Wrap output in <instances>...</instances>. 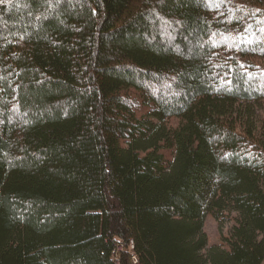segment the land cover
Instances as JSON below:
<instances>
[{
	"label": "trees",
	"instance_id": "1",
	"mask_svg": "<svg viewBox=\"0 0 264 264\" xmlns=\"http://www.w3.org/2000/svg\"><path fill=\"white\" fill-rule=\"evenodd\" d=\"M0 264H264V0H0Z\"/></svg>",
	"mask_w": 264,
	"mask_h": 264
},
{
	"label": "rangeland",
	"instance_id": "2",
	"mask_svg": "<svg viewBox=\"0 0 264 264\" xmlns=\"http://www.w3.org/2000/svg\"><path fill=\"white\" fill-rule=\"evenodd\" d=\"M230 223L220 225L214 218L208 217L205 222V231L207 232L212 244L220 241V236L226 234L229 229ZM122 248V246H120Z\"/></svg>",
	"mask_w": 264,
	"mask_h": 264
},
{
	"label": "built area",
	"instance_id": "3",
	"mask_svg": "<svg viewBox=\"0 0 264 264\" xmlns=\"http://www.w3.org/2000/svg\"><path fill=\"white\" fill-rule=\"evenodd\" d=\"M116 261L118 262V260L116 259Z\"/></svg>",
	"mask_w": 264,
	"mask_h": 264
}]
</instances>
